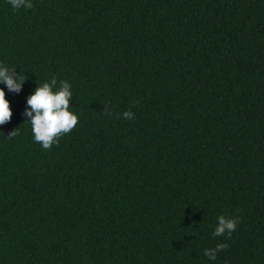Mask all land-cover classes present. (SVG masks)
Listing matches in <instances>:
<instances>
[{
  "label": "trees",
  "instance_id": "16d2710c",
  "mask_svg": "<svg viewBox=\"0 0 264 264\" xmlns=\"http://www.w3.org/2000/svg\"><path fill=\"white\" fill-rule=\"evenodd\" d=\"M31 3L0 0V264H264V0ZM53 77L79 122L45 150Z\"/></svg>",
  "mask_w": 264,
  "mask_h": 264
},
{
  "label": "clouds",
  "instance_id": "9594fccd",
  "mask_svg": "<svg viewBox=\"0 0 264 264\" xmlns=\"http://www.w3.org/2000/svg\"><path fill=\"white\" fill-rule=\"evenodd\" d=\"M14 9L26 7L31 9V0H9ZM26 78L17 74L15 68L0 65V83H3L9 92L19 93ZM73 93L71 85L61 80L57 86L55 77L50 82L38 84L35 91L27 98L28 108L24 115L29 117L34 141L43 149H50L53 144H58L61 136L70 133L78 124L79 117L71 110ZM125 119H134V113L130 110L123 113ZM12 109L6 98V92L0 88V125L11 121ZM16 135L15 129L9 134ZM237 220L223 215L218 217L214 236H223L226 232L229 237L236 230ZM228 247L225 243H219L215 248L205 249L204 255L211 260L216 259L218 252Z\"/></svg>",
  "mask_w": 264,
  "mask_h": 264
}]
</instances>
